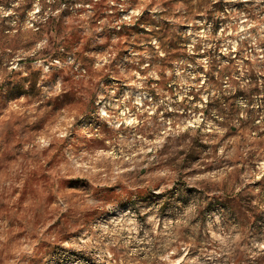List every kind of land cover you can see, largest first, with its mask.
Masks as SVG:
<instances>
[{
  "label": "rangeland",
  "instance_id": "rangeland-1",
  "mask_svg": "<svg viewBox=\"0 0 264 264\" xmlns=\"http://www.w3.org/2000/svg\"><path fill=\"white\" fill-rule=\"evenodd\" d=\"M0 264H264V0H0Z\"/></svg>",
  "mask_w": 264,
  "mask_h": 264
}]
</instances>
